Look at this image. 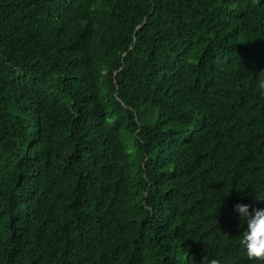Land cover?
I'll use <instances>...</instances> for the list:
<instances>
[{"label": "trees", "instance_id": "1", "mask_svg": "<svg viewBox=\"0 0 264 264\" xmlns=\"http://www.w3.org/2000/svg\"><path fill=\"white\" fill-rule=\"evenodd\" d=\"M264 0H0V264H264Z\"/></svg>", "mask_w": 264, "mask_h": 264}, {"label": "clouds", "instance_id": "2", "mask_svg": "<svg viewBox=\"0 0 264 264\" xmlns=\"http://www.w3.org/2000/svg\"><path fill=\"white\" fill-rule=\"evenodd\" d=\"M254 81L256 91L264 97V69L256 73ZM255 198L264 201V197L255 195ZM232 207L238 216L237 226H242L237 236L238 247L249 259L264 260V207H254L240 201L235 202ZM199 264H229V262L206 256L200 260Z\"/></svg>", "mask_w": 264, "mask_h": 264}]
</instances>
